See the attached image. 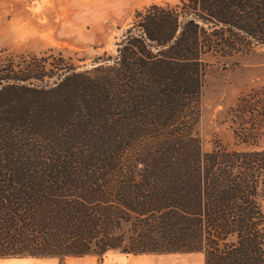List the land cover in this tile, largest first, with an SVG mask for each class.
Returning a JSON list of instances; mask_svg holds the SVG:
<instances>
[{"label":"trees","instance_id":"trees-1","mask_svg":"<svg viewBox=\"0 0 264 264\" xmlns=\"http://www.w3.org/2000/svg\"><path fill=\"white\" fill-rule=\"evenodd\" d=\"M263 43L264 0H178L90 69L0 58V257L264 264V86L227 111L236 147L194 131L203 56Z\"/></svg>","mask_w":264,"mask_h":264},{"label":"rangeland","instance_id":"rangeland-1","mask_svg":"<svg viewBox=\"0 0 264 264\" xmlns=\"http://www.w3.org/2000/svg\"><path fill=\"white\" fill-rule=\"evenodd\" d=\"M177 1L0 0V58L15 62L32 57L62 60L66 68L90 69L116 54V44L136 10ZM203 61L194 131L204 151L215 143L234 148L227 111L240 95L264 86V43L232 55L207 53ZM259 145L264 147V132ZM97 258V264H202L199 253L133 255L107 251Z\"/></svg>","mask_w":264,"mask_h":264},{"label":"crops","instance_id":"crops-1","mask_svg":"<svg viewBox=\"0 0 264 264\" xmlns=\"http://www.w3.org/2000/svg\"><path fill=\"white\" fill-rule=\"evenodd\" d=\"M199 253L202 255L203 264V254L201 252H190ZM97 256L93 254H86L83 256H69L64 259L65 264H97ZM142 260V259H141ZM0 264H59V260L56 257H0Z\"/></svg>","mask_w":264,"mask_h":264}]
</instances>
